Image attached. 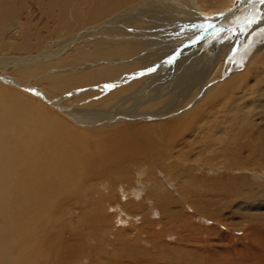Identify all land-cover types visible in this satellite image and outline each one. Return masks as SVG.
<instances>
[{"label": "bare ground", "instance_id": "bare-ground-1", "mask_svg": "<svg viewBox=\"0 0 264 264\" xmlns=\"http://www.w3.org/2000/svg\"><path fill=\"white\" fill-rule=\"evenodd\" d=\"M219 1L0 0V66H5L0 81L7 84L0 86V244L4 246L0 264H66L79 257L77 251L64 253L67 244L63 239L68 232L63 224L69 216L68 205L59 204L62 195L72 190L78 194L86 188L79 181L82 174H92L96 180L104 178L103 184L118 180L121 185L125 179L119 174L124 170L149 163L139 152L141 144L118 141L123 138L125 124L126 132H132L130 119L137 115L157 119L162 126L159 131L163 129L166 134L172 127L184 131L188 118L205 119L201 121L203 130L211 121L220 129L226 127V132L243 123L242 129L247 131L240 135L253 136L251 127L257 128L254 139L259 145L254 150L262 152L264 113L258 125H248L250 118L256 119L252 114L256 101L264 96V0L252 2L244 11L241 2L237 7L240 15L225 22L223 15L216 14L226 12L236 0ZM32 2L39 13L32 11ZM199 11L210 25H195ZM190 13L191 26L183 29V19ZM229 25L235 28L216 38ZM244 29L242 41L239 33ZM174 41L200 46L198 57L180 58L179 44ZM240 66L246 70L238 77L254 75L255 88L234 76L242 71ZM185 71L188 76L176 81ZM218 74L219 79L214 80ZM234 80H238L234 84H245V89L236 95L233 89L234 96L229 99L241 103L213 110L214 101L224 93L222 89L231 88ZM15 86L28 93L10 89ZM50 109L54 114L50 115ZM60 114L78 127L85 124V132L93 135L88 139L78 136L77 129ZM153 114L156 116L151 117ZM61 121L64 129L59 127ZM110 130H117L115 137ZM72 139L78 145L88 144L87 157L97 160H87L79 167L65 148ZM184 149L174 153L175 161ZM169 152L172 155V149ZM184 153L181 160L191 159ZM214 154L216 158L222 155L217 150ZM239 154L233 149L234 156ZM172 164L184 169L179 162ZM165 172L175 173L169 167ZM261 190L255 188L250 200L258 198ZM245 218V228L249 222L255 223L246 231L244 228L239 244L226 250L224 264L229 263L230 252H240L242 264H264L258 258H264L260 239L264 237V213Z\"/></svg>", "mask_w": 264, "mask_h": 264}, {"label": "rangeland", "instance_id": "rangeland-1", "mask_svg": "<svg viewBox=\"0 0 264 264\" xmlns=\"http://www.w3.org/2000/svg\"><path fill=\"white\" fill-rule=\"evenodd\" d=\"M228 1L220 0L218 3ZM243 1L245 4L243 11L257 2V0H236L228 6L226 12L216 15H223L224 22L237 17L240 15L237 7ZM214 6L215 4L212 3L211 7ZM32 11L40 12L33 2ZM204 15L201 11L199 15H195L197 27L210 25V22L204 19ZM192 18V13L184 17L183 29L191 26L188 20ZM38 21L39 19L33 20V22ZM232 28L235 27L229 25L222 31L221 36L216 38L226 36L229 33L228 30ZM215 29L220 34L217 26ZM245 37L244 29L239 33V39L245 41ZM173 43L179 44L177 49L180 58L198 57L197 52L200 46H195L192 42L180 44L179 41H174ZM16 55L25 56V53H16ZM1 66L0 75H3L5 66ZM239 68L242 71L237 72L239 71L237 70L235 77L246 70V66ZM12 69L10 67L8 70L12 71ZM12 74L15 75L14 72ZM186 74L187 71L176 81L185 78ZM249 75L244 76L245 79L238 78L242 82L248 81L255 88L257 80L254 75L251 77ZM216 79H219V74L214 78ZM237 81L234 80L231 88L222 89L224 93L221 95L220 92L218 100L214 101L213 110L222 109L225 105L232 107L241 103L229 99L234 96V90L236 95L245 89V84H234ZM5 85L7 84L0 81V86ZM16 87L19 86L10 87V89L18 91L23 89ZM25 92L28 93L26 90ZM141 97L136 96V99ZM36 99L39 100V98ZM256 103L257 107L252 110L256 119L250 118L248 128L253 123L258 125L259 118L264 113V96L258 98ZM52 114L54 112L50 109V115ZM59 116L68 120L73 128L79 129V131L76 130L78 136L88 139L93 135L85 132V124L78 127L70 118L64 115L62 117L61 114ZM155 116L153 114L151 117ZM135 117L137 118L130 119L129 126H132V132L131 130L126 132L125 124L123 138L118 141L119 143L136 141L143 145H139V152L149 163L142 164L143 167L134 166L124 170L119 174V177L125 179L121 185L118 180H105L106 183L103 184L104 178L96 180L92 174H82L78 176L79 181L86 185V188L79 190L78 194H76L78 190H72L62 195L59 204L68 205L69 216V221L63 224L65 233L68 232L63 239L64 244H67L64 253L71 254L75 251L80 253L78 258L69 260L66 264H195L194 262L202 264L205 260L210 261V264H224L222 257L228 255L226 250H230L232 245L239 244L244 237L242 231L244 232L245 228V217L249 214L259 216L264 213V158L262 157L264 140L261 142L262 152L258 154L254 150V146L259 145V140L254 139L255 134L258 136L257 128L251 127L253 136L240 135L247 131L246 127L242 129L243 123L233 125V128L226 132V127L223 126L220 129L218 126H213L211 121L205 124L203 130L201 121L205 119L199 118V121H193L188 118L184 131L172 127L170 128L172 132L166 134L163 129L159 131L162 126L157 124L159 123L157 119L147 120L144 115ZM116 124L111 127H115ZM59 127L64 129V121L59 122ZM110 131L113 137L118 133L117 130ZM133 131H137V134L133 135ZM125 136H128V139H124ZM60 140H62L61 135ZM183 146L184 152H187L191 159L181 160L185 154L182 152L181 157L179 156L180 161L178 159L175 161L177 154L174 153ZM65 148L79 167L87 160H97V158H88L86 151L90 149V146L85 143L78 145L76 139L65 143ZM73 148L77 150L74 152ZM170 149H172V155L169 152ZM233 149H238L240 154L234 156ZM216 150L222 154L218 158L214 154ZM198 152L201 153L199 157ZM178 162L184 169L179 164H172ZM223 162L225 165H222ZM167 167L175 173H166ZM88 179L92 180L86 183ZM155 183H158V186H154ZM244 188L247 189L248 195ZM255 188L262 190L259 191L258 198L251 201ZM155 204H160V207ZM151 207H154L156 212H152ZM254 223L249 222L245 231ZM260 223L262 222H257V225ZM260 239L264 244V237ZM245 242L250 243L247 239ZM3 251L4 246L0 244V253ZM238 253H229L232 256L227 257L228 264H242L241 255ZM253 256L254 254L250 256V259H253ZM233 258L235 260H232ZM258 258L264 261L263 257ZM0 261H2L1 255Z\"/></svg>", "mask_w": 264, "mask_h": 264}]
</instances>
